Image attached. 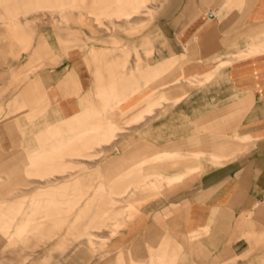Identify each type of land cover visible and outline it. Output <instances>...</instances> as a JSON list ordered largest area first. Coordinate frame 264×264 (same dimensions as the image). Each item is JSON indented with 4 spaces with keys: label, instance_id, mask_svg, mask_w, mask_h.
<instances>
[{
    "label": "crops",
    "instance_id": "crops-1",
    "mask_svg": "<svg viewBox=\"0 0 264 264\" xmlns=\"http://www.w3.org/2000/svg\"><path fill=\"white\" fill-rule=\"evenodd\" d=\"M74 16L66 41L64 32L60 43L51 31L48 50L35 58L43 67L19 90H4L9 78L0 80V165L31 159L21 169L3 168L39 175L16 191L28 196L17 205L25 209L0 205V249L26 247L86 192L75 188L91 187L82 202L102 203L108 228L96 223L93 233L82 224L64 264H264V0H144L139 14L98 17L101 27ZM114 99L120 111L111 109ZM134 119L98 144L106 134L96 125ZM39 124L58 142L18 150L34 142L18 127ZM62 124L90 127L68 136ZM77 139L97 145L69 148ZM83 166L91 182L68 179L78 170L72 167ZM8 173L0 172V181L8 183ZM121 177L119 184L134 187L189 184L127 214L117 203L133 187L120 196L113 186Z\"/></svg>",
    "mask_w": 264,
    "mask_h": 264
},
{
    "label": "rangeland",
    "instance_id": "rangeland-1",
    "mask_svg": "<svg viewBox=\"0 0 264 264\" xmlns=\"http://www.w3.org/2000/svg\"><path fill=\"white\" fill-rule=\"evenodd\" d=\"M112 2H107L105 0H0V70L7 71L2 73L1 78H9V82H7V86L3 87V89H7L10 91H17L22 86L28 76L34 74L38 67H43V60L40 58L36 60L37 52H41L43 48L48 47L46 42H50V33L53 30L56 35H59V38L56 40L62 43L64 39H61L62 32L64 38L67 36L68 24L72 23V17H77L82 21V19L95 18L93 19L96 23L97 27H101L99 25L98 17L100 16H114V15H122L125 17H129L133 14H139L143 8L144 0H116ZM102 5V7H99ZM81 23V22H80ZM80 27H82L80 25ZM22 32L27 33V38H29L30 48L26 49L24 40L22 41L20 35ZM16 38H14V35ZM22 36V35H21ZM20 37V41L18 40ZM66 41V38H65ZM65 44V43H64ZM44 48V49H45ZM48 50V48H46ZM30 63L31 67L29 70L26 69V65ZM14 72V75H13ZM116 100H112L110 107L111 109H115L120 111L118 107H115L114 102ZM123 101V99H122ZM121 101V102H122ZM165 103V102H163ZM162 103V104H163ZM162 104H160L162 108ZM164 110V109H163ZM113 111V110H112ZM2 116V110L0 108V117ZM7 117V116H6ZM34 117H29L27 120L28 124H34ZM135 122L133 121H121L120 125L118 123H110L107 122L103 125H96V131H105L106 137L98 143L99 145H104V143L112 140V136H114L117 132H120L121 126H127ZM115 127H114V126ZM65 130V132H61L67 134L68 136L71 132H77L78 137H82L84 134H88L90 124H71V125H61ZM114 128H113V127ZM49 126L46 125H31L30 127H18V132H20L21 137H33V143L23 142L18 145V150L26 151V150H39V148H47L48 145L55 144L52 139H55L57 133L55 134H45L47 132ZM94 127V126H93ZM69 128L70 132L67 130ZM28 133L25 135V131ZM94 130V128L92 129ZM103 134V135H104ZM55 135V136H54ZM72 148L74 146H96L97 144L94 142L90 144L89 140H71ZM66 142V141H63ZM84 144V145H83ZM14 146V145H13ZM85 147V148H86ZM122 148V147H121ZM47 150V149H46ZM103 156H106L104 153ZM96 158L97 156H92ZM101 157V156H100ZM72 158V157H68ZM90 156H84L82 159L88 160ZM7 161L3 165H0V172H9L8 183H3L0 181V205H9L14 204L15 209H25V207H18L19 204H25L26 202H30L28 196H24L25 192H21L18 194L17 189L27 186L28 179H36L39 175H28V174H16L12 175L10 168L6 169L3 166L11 167L13 164H18V168H22L23 165L29 161ZM13 163V164H12ZM21 163V164H20ZM86 167V166H85ZM83 166L80 167H72L73 169H78L76 171H72L73 174H68V179L73 180V178H86L90 180L93 178V172L89 169H85ZM25 168V167H24ZM72 168H70L72 170ZM69 169V168H68ZM25 170V169H24ZM22 172L21 170H18ZM24 172V171H23ZM51 175V174H49ZM55 177L61 175V173H52ZM53 177V178H55ZM124 178L117 179V185H114L113 188L118 191L120 196L125 195L122 192L124 190L129 191V187H133V191L128 195L129 199L119 201L118 208L126 210L128 214L130 211L137 210L141 208L143 205L150 203L154 200L158 194L166 193L167 194H175L178 192L183 193L184 190L188 188L189 181L188 179L181 184L171 185L170 187L166 186H152L151 183H147L142 186L134 187L136 184H119L123 181ZM140 180V178H138ZM137 180V181H138ZM144 180V179H143ZM191 181L190 183H192ZM134 185V186H133ZM74 189V188H73ZM85 189V193H82V196L76 195L75 199H78V202L71 204L69 206V211L58 213L60 217V223L53 227V225L48 222V225L42 232L33 234L31 238H29V243L26 247H10V249L1 250L0 249V258H4L5 263L8 264H33L34 261H37L35 264H64V250L68 247H73L72 244H67L71 239L72 241L78 240L77 236H79L80 229L82 224H90V230L94 233L96 229V223L98 224V229H107L106 221L101 219V208H104L102 203H85L82 201H88L91 198L92 189L89 188H75ZM14 194V197L4 199L9 194ZM143 193L146 197L145 199H136L138 194ZM27 194V191H26ZM21 196V198L19 197ZM132 199V200H131ZM96 205V206H95ZM86 214V216L84 215ZM98 214L100 216H98ZM85 216V219L81 217ZM93 215V216H92ZM77 219V220H76ZM63 220V222H62ZM77 221V222H74ZM74 232V235L70 237L69 232ZM78 231V232H77ZM63 241V242H62ZM66 241V242H64ZM60 242V243H59ZM6 243V240L0 238V248ZM89 253H92L96 256V252L89 249ZM106 253V252H105ZM107 255V253H106ZM29 256L26 262H22L23 258ZM49 257L47 262H45L43 257ZM171 255L169 256V258ZM168 258V257H167ZM127 259V258H126ZM43 260V262H41ZM22 262V263H21ZM127 262V261H126ZM124 264H127L124 262ZM219 264V262H218ZM221 264H224L221 262Z\"/></svg>",
    "mask_w": 264,
    "mask_h": 264
}]
</instances>
